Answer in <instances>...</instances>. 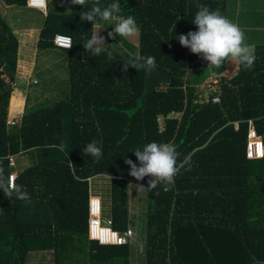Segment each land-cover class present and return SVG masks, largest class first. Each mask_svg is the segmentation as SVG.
I'll use <instances>...</instances> for the list:
<instances>
[{"label":"trees","instance_id":"obj_1","mask_svg":"<svg viewBox=\"0 0 264 264\" xmlns=\"http://www.w3.org/2000/svg\"><path fill=\"white\" fill-rule=\"evenodd\" d=\"M27 1L4 0L20 8ZM114 2L100 0V5ZM118 2L121 11L116 15L133 16L139 27L138 55L121 53L109 37L107 49L114 50L115 59L107 51L93 55L85 49L95 26L80 14L90 10L93 0L83 7L65 0L68 13L50 9L42 15L40 50L57 48V34L73 40L72 48L64 50L69 92L62 99H37L35 107L27 99L22 123L16 126L9 120L11 102L13 115L23 108L15 92L19 40L0 13V167L5 177L17 171L16 184L30 197L9 199L0 191V264L264 262V158L246 156L249 121L264 141V46L254 50L251 69L239 64L237 76L223 80L219 104H198L199 90L189 79L199 57L177 38L198 30L193 23L197 4L228 18L227 0ZM98 24L107 36L108 22ZM147 57L171 73L169 86L146 92L147 73L140 62ZM132 62L136 68L122 70ZM170 112L179 117L165 119ZM159 116L164 118L162 131ZM93 140L102 148L98 161L83 153ZM153 141L173 142L180 153L178 164L188 158L191 170L185 164L173 183L145 189L138 225L129 200L130 182L138 180L129 175L125 160L138 164L133 150ZM61 142L64 151L53 147ZM21 150H28L29 157L19 158L14 168L10 155ZM98 177L108 185L98 187L103 223L111 221L120 234L133 232L124 245L89 238V199L95 188L90 179ZM149 179L141 181L145 187ZM136 232L140 242L134 241Z\"/></svg>","mask_w":264,"mask_h":264},{"label":"clouds","instance_id":"obj_2","mask_svg":"<svg viewBox=\"0 0 264 264\" xmlns=\"http://www.w3.org/2000/svg\"><path fill=\"white\" fill-rule=\"evenodd\" d=\"M88 0H71L72 5L84 6ZM30 7L44 10L47 6V0H28ZM198 11L194 16L193 23L197 26V31H190L186 35L178 36L179 43L190 49L193 54L202 55L203 59L208 62V66L221 67L226 61H236L245 69H251L256 60V56L251 51L250 46L245 43V35L241 28L232 23L227 17L223 16L219 10H211L204 4H197ZM120 3L114 2L107 7L100 5V0H93L90 10L80 14L82 21L91 22L93 27L101 21H114L111 25L114 28L108 33V37L115 39L118 35L120 38H131L139 34V27L133 16L126 18L120 13ZM63 39V38H58ZM84 47L93 55H99L107 51L109 59H115L114 50H108L106 38L99 35V32L93 33L90 39L86 40ZM71 48V45H65ZM146 63L154 64V57H147ZM135 67L136 64L124 63L123 71L127 72L129 66ZM58 147L60 151H64L66 144L61 142ZM134 154L138 164L132 159H126L125 163L130 166L129 175L138 181H143L145 177H150L148 186L137 184L135 187L138 191L145 189L154 190L158 184H171L174 178L185 164H188L186 170H191V164L188 158L183 163L178 164L180 153L173 142L158 143L150 142L142 148H136ZM85 155H91L97 161L102 156V148L98 146V141L93 140L83 148ZM0 191H3L9 199L16 196L20 200H30L28 193L23 190L21 185L14 182L11 177H5L4 169L0 167ZM257 264H264L258 261Z\"/></svg>","mask_w":264,"mask_h":264},{"label":"crops","instance_id":"obj_3","mask_svg":"<svg viewBox=\"0 0 264 264\" xmlns=\"http://www.w3.org/2000/svg\"><path fill=\"white\" fill-rule=\"evenodd\" d=\"M227 8H228V19L232 23L237 24L241 28V30L245 35V43L248 46H250L251 51L254 52L257 46H264V27L263 28L257 27V25H255V22L264 21V0H227ZM50 9L51 8H48V10ZM51 10L54 13H60V14H65L68 13L69 11V9H63L60 12L55 11L53 9ZM0 13L13 27L15 31V35L19 40V51L23 47L27 50V56L25 58L26 60L24 61L26 62L25 69L28 72L27 77H29L30 79L34 77L38 81V83L36 81H33L34 82L33 86L40 83V79L35 77V73H37V76L39 75L44 78V84L49 86L55 85L56 88L54 89V92L60 93L61 92L60 86L66 85L68 83V80H66L67 77L66 68L68 69L66 52H64V50L60 48L46 49L43 51L38 48L40 33L42 29V19L43 16H47L48 13L47 15H45L38 10L28 8L27 5L26 8H20L15 6L10 7L5 4L4 0H0ZM111 22L114 23V21ZM107 25H108L107 32L109 33L113 30L114 25L110 27V21L108 22ZM95 32H99V35L105 38L108 37V34L106 36V32L104 31V28L101 26V24L95 25ZM113 41L118 46L123 45L126 47L124 48L122 46V48L126 50L124 51V53H128L127 51H132L131 54L130 53L128 54L138 55L137 53L139 47L138 48L135 47L136 49H134L132 45L126 41L125 38L122 37L120 38L117 35L115 39H113ZM30 52L33 53L30 54ZM22 63L23 62L21 61V58H19L18 65L20 66ZM205 70L207 71L205 78L204 76H202V73H200L202 71L199 72L196 70L198 73H194V75H196L195 78L194 75L190 76L189 79L190 83L196 86L197 88H199L206 81H208L212 75H221V73H224L226 71V62L221 67L208 66L207 68H205ZM27 86L29 87L28 80L27 82H25L24 80L20 79L18 86L19 90L24 91L26 93V91L23 88ZM16 94H18L17 100L19 101V99H21V101H23V108L19 113L14 115L12 114L13 111H10L11 112L10 120L19 121V120H23L24 117V111L27 104V94L24 95V97L22 92L21 93L16 92ZM40 96L41 95H38L39 98H41ZM13 99L14 100L16 99L14 94L12 101ZM99 178L102 177L90 179V184L94 183L95 185V188L93 190L94 194L91 193L90 198L99 197L102 199L98 188V183H100L99 180H101ZM131 192L132 191L129 190L130 212L131 215L136 218L137 224L140 225L141 224L140 216L141 214H143L142 209H144L143 205H141L143 201L140 196L141 194H133V192L132 193ZM136 200L138 203L137 206H135ZM141 239L142 237L140 236L139 232L138 234L136 232L134 241L136 242L137 240L140 242Z\"/></svg>","mask_w":264,"mask_h":264},{"label":"built area","instance_id":"obj_4","mask_svg":"<svg viewBox=\"0 0 264 264\" xmlns=\"http://www.w3.org/2000/svg\"><path fill=\"white\" fill-rule=\"evenodd\" d=\"M27 7L32 8L35 10H38L42 12L43 14L47 15L48 13V2L47 6L44 10H39L34 7H30L28 5L27 1ZM63 38V39H58ZM54 44L57 48L63 49V50H69L72 48L73 40L68 35L63 34H57L54 38ZM65 45H71V48L66 47ZM192 53V52H191ZM193 54V53H192ZM199 59L194 64V70H202L208 66V62L203 59L202 55H198ZM238 62L235 63V61H226V71L224 73H221V75H212L211 78L206 81L203 85H201L199 90V97L196 103L198 104H219L221 102L222 97V82L224 79L231 80L234 77L237 76V73L239 71L238 68ZM233 68H237L233 75H231V70ZM36 84V82H35ZM167 87V86H165ZM179 117L178 114H175L174 112H170L165 119H171V118H177ZM162 116H159L157 119L159 129L160 131L163 130L164 124ZM22 120H10L9 124L11 126L21 125ZM236 128H238V123H235ZM247 146H246V156L249 160H258L264 158V141L262 137H260L257 133L256 127L253 123V121H249V131H248V137H247ZM29 153L28 150H21L19 153H15L10 155L11 159V166L14 168L18 167V160L19 158H28ZM11 178L14 180V182H17L18 178V172L14 171L11 175ZM164 184V183H160ZM164 191H166V188H164ZM133 236L132 230H129L128 232L124 234H120L113 230L112 228V222L107 221L105 224L102 221V200L99 197H93L89 200V238L91 240L97 241L102 245H124L128 242V239Z\"/></svg>","mask_w":264,"mask_h":264},{"label":"rangeland","instance_id":"obj_5","mask_svg":"<svg viewBox=\"0 0 264 264\" xmlns=\"http://www.w3.org/2000/svg\"><path fill=\"white\" fill-rule=\"evenodd\" d=\"M47 2H48V8H51V9H53V10H55V11H58V12H60V11H62L63 9H68L69 8V6L65 3V0H47ZM112 22L110 21V27H112ZM255 25H257V27H264V21H261V22H255ZM102 26V25H101ZM103 27V26H102ZM139 39H140V33L137 35V36H135V37H131V38H127L126 39V41L129 43V44H131L132 45V47L134 48V49H136V48H138L139 47ZM117 45V44H116ZM123 46V45H122ZM122 46L120 45V46H118L117 45V49H119V51L121 52V53H124V51H126V50H124L123 48H122ZM124 48H126L125 46H123ZM136 47V48H135ZM48 52H50V51H48ZM128 53H132V51H127ZM31 53H33V52H30V54ZM26 56H27V50L23 47V48H21V50L19 51V58H21V61L23 62L19 67H20V70H19V77H20V79H22V80H24L25 82H27V80H28V85H29V87L27 86V87H24L23 89L26 91V93L24 92V91H21V90H19V88L18 89H16V92H19V93H23V97H24V95H26L27 94V99L29 100V106L31 105L32 107H35L37 104H38V101H37V99H40L37 95H39V94H42V93H46L45 95H41L40 97H41V99L39 100V102H46L47 100H52L53 99V97H57V95L58 96H61L60 97V99H62V98H65V96L68 94V92H69V85L68 84H66V85H62V86H60V88H61V92L60 93H53V91H54V89L56 88L55 87V85H46V84H44V78L43 77H41V76H37V73H35V77H37V78H39L40 79V83L39 84H37V85H34L33 86V81H36L37 83H38V81L33 77L32 79H30L29 77H27L28 76V72L26 71V62H24L26 59ZM31 56V55H30ZM50 62H52V61H50ZM235 63H236V61H235ZM238 66H239V63H238ZM208 67V66H207ZM206 67V68H207ZM24 68V69H23ZM239 68V67H238ZM203 70H205V68L204 69H202V70H198L199 72L200 71H202V72H200V73H202V76H204V78L206 77V70L205 71H203ZM236 70H238L237 68H233L230 72H231V75H233V73L236 71ZM66 71H67V77H66V80H68L69 79V77H68V69L66 68ZM27 72V73H26ZM194 73H198L196 70H192L191 72H190V76H192V75H194ZM195 76L196 75H194V78H195ZM204 82V81H203ZM32 86V87H31ZM31 87V88H30ZM15 96V95H14ZM19 101H21V99H19ZM11 107H12V103H11ZM10 111H13L12 110V108L10 109ZM11 113V112H10ZM27 165H30V162L28 161V162H26V164H25V166H27ZM106 184H107V182H106ZM137 184H143L141 181H131L130 182V190L133 192V194H141L140 196H141V198H144V193H145V190H142V191H138V189L135 187V185H137ZM144 185V184H143ZM108 186V185H107ZM106 185H105V183H103V182H100L99 184H98V187L99 188H101V189H105L106 187H107ZM131 192V193H132ZM135 206H137L138 205V203H137V200L135 201ZM141 205H143V203L141 204ZM144 206V205H143ZM143 210V209H142ZM141 210V211H142ZM137 237H138V235H137ZM136 242H139V241H137L136 240ZM34 262H37V261H35V260H33ZM39 261V260H38ZM38 263V262H37ZM134 264H138V260H135L134 261ZM142 264H143V261H142Z\"/></svg>","mask_w":264,"mask_h":264},{"label":"water","instance_id":"obj_6","mask_svg":"<svg viewBox=\"0 0 264 264\" xmlns=\"http://www.w3.org/2000/svg\"><path fill=\"white\" fill-rule=\"evenodd\" d=\"M140 64L146 70L147 73V93H151L159 87L169 86L171 81L170 72L162 71L155 65H149L146 62H140Z\"/></svg>","mask_w":264,"mask_h":264}]
</instances>
